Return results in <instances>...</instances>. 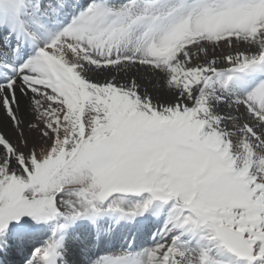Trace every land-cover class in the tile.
I'll use <instances>...</instances> for the list:
<instances>
[{"label":"snow or ice","instance_id":"snow-or-ice-1","mask_svg":"<svg viewBox=\"0 0 264 264\" xmlns=\"http://www.w3.org/2000/svg\"><path fill=\"white\" fill-rule=\"evenodd\" d=\"M118 226L157 231L93 254ZM32 240L264 264V0H0V252Z\"/></svg>","mask_w":264,"mask_h":264},{"label":"bare ground","instance_id":"bare-ground-1","mask_svg":"<svg viewBox=\"0 0 264 264\" xmlns=\"http://www.w3.org/2000/svg\"><path fill=\"white\" fill-rule=\"evenodd\" d=\"M121 227L123 228V232L124 231L128 232V231L133 230L132 228L130 229L129 227H125V226H121ZM150 233L146 234V236L144 237V243H141L139 241V238H138L139 234H137V232H136L135 241H134L135 246L137 248L149 246L152 243V235H153V234L150 235ZM79 234L80 233H76V236L80 237ZM73 242L75 243V241H73ZM122 242H123V236L120 235V233H118V234L114 233L109 239H106L102 243H99L95 247L91 248V251L95 255H104L106 252H109V251H119L121 248L127 247L128 242L126 241L125 243H123V245H121ZM114 244H116L120 248L112 249ZM7 253H5V254H7ZM30 254H31V251H29V255ZM0 255H1V252H0ZM17 256L18 255L15 252L11 251L6 255V259L10 262H13V260H15L17 258Z\"/></svg>","mask_w":264,"mask_h":264},{"label":"rangeland","instance_id":"rangeland-1","mask_svg":"<svg viewBox=\"0 0 264 264\" xmlns=\"http://www.w3.org/2000/svg\"><path fill=\"white\" fill-rule=\"evenodd\" d=\"M24 246H25V245H24ZM21 247H22V246H21ZM31 247H32V245H31ZM19 248H20V247H19ZM32 248L34 249L35 246H33ZM5 251H7V250H5ZM7 254H8V253H7ZM7 254H6V255H7ZM6 255H5V257H6ZM21 261H23V260H22V259H16V260L14 261V263H15V264H20V263H22ZM22 264H23V263H22Z\"/></svg>","mask_w":264,"mask_h":264}]
</instances>
